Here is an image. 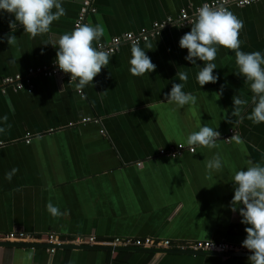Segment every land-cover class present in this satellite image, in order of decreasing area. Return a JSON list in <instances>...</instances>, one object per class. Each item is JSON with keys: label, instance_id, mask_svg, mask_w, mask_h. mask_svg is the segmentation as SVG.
<instances>
[{"label": "crops", "instance_id": "crops-1", "mask_svg": "<svg viewBox=\"0 0 264 264\" xmlns=\"http://www.w3.org/2000/svg\"><path fill=\"white\" fill-rule=\"evenodd\" d=\"M212 1L94 0L96 13L87 23L104 28L96 46ZM82 2L62 0L64 15L50 24L47 33L31 37L18 25L13 45L8 46L6 38L0 42V84L31 68L51 67L56 49L44 43H53L74 28ZM229 11L242 21L240 50L264 53V0ZM10 19L11 14L0 13V36L10 32ZM189 30L171 27L140 45H150L146 55L156 67L149 74L129 73L130 46L124 45L93 78V87L85 86L81 94L64 74L34 78L31 94L11 91L0 96V239L23 232L37 237L155 238L241 247L245 225L229 210L230 180L245 167L246 159L264 163V122L253 124L247 118L251 92L235 74L233 50L218 47L213 61L218 79L200 88L197 65L185 61L187 50L178 46ZM179 72L188 74L187 81L179 80ZM173 82L181 83L195 102L181 108L169 104L164 96ZM233 95L249 103L233 110ZM84 119L93 122L82 124ZM201 124L220 133L214 149L196 146L194 154L176 160L159 155L180 144L192 147L184 141ZM230 130L238 132L241 144L224 141ZM214 152L222 156L223 168L211 178L204 163ZM13 168L15 173L6 179L5 173ZM48 203L60 214L49 213ZM39 246L0 247V264H248L247 258L216 255L59 248L52 254L46 245Z\"/></svg>", "mask_w": 264, "mask_h": 264}, {"label": "clouds", "instance_id": "clouds-1", "mask_svg": "<svg viewBox=\"0 0 264 264\" xmlns=\"http://www.w3.org/2000/svg\"><path fill=\"white\" fill-rule=\"evenodd\" d=\"M55 9V11H53ZM62 0H0V13L11 14L13 19L8 21L10 32L0 36V42L6 38L8 46L13 45L16 36L13 35L19 25L23 32L35 37L49 31L50 24L64 15ZM190 30L178 40V46L186 49L184 60L198 67L196 81L200 88L206 83H216L218 77L213 72L217 68L213 62L218 47L234 51L235 64L238 71L235 73L243 78L250 92L251 112L248 119L253 124L264 122V53L261 51L244 52L240 50L241 40L238 38L242 28V21L231 11L217 4L210 6L201 4L195 9L194 17L189 22ZM104 34L100 24L82 23L70 32L60 35L53 43L55 47L54 65L63 73L69 74V81L74 82L77 91L91 84L93 78L106 68L110 61V51L102 49L97 43ZM150 45L142 48L138 43L130 46L128 71L133 76H142L155 69L146 50ZM197 61L202 63L197 64ZM180 81H187L188 74L179 72ZM181 83L173 82L170 90L165 93L164 99L176 108L194 103L195 97L183 90ZM249 101L233 95L232 109L238 110L240 105ZM220 133L216 128L207 124L198 126V130L190 131L184 141L187 146H203L211 150L216 147ZM237 144H241L238 137H234ZM241 151L245 149L241 148ZM205 174L215 178L223 168V158L214 152L204 163ZM16 169L5 173L6 179H11ZM233 195L229 202V210L238 213L240 223L245 225V238L241 247L247 249L250 255L248 264H264V163L245 160V167L238 169L231 177ZM215 184V183H214ZM46 210L53 216L59 215L58 208L52 203L46 205Z\"/></svg>", "mask_w": 264, "mask_h": 264}, {"label": "built area", "instance_id": "built-area-1", "mask_svg": "<svg viewBox=\"0 0 264 264\" xmlns=\"http://www.w3.org/2000/svg\"><path fill=\"white\" fill-rule=\"evenodd\" d=\"M262 0H214L208 2L210 6L217 4L223 6L227 10L231 7L245 8L255 4L261 3ZM200 7V6H199ZM198 8V7H197ZM195 9H182L177 18H166L161 22H156L149 29H142L138 33H124L118 37L112 38L106 44H99L102 49L110 51V56L116 54L124 45L131 46L132 43L139 45L149 42L151 39L160 36L162 31L171 27L186 28L190 27L189 22L194 17ZM96 13L94 0H83L81 9L78 13L74 27L82 23H87L88 17ZM54 64L47 68H31L25 75H17L14 77L4 78L0 84V96H7L9 92H32V81L36 77L53 78L58 75H64ZM81 94V91L79 92ZM93 122L92 119H84L82 124ZM97 123V121H95ZM234 137L239 138V134L235 130H230L229 133L223 137L226 143L235 141ZM221 137L217 139L219 141ZM29 143V141H27ZM196 146L186 147L184 145H177L168 150L162 149L159 155L164 158L178 159L184 156L185 153L194 154ZM0 241L19 242L27 244H44L48 247L49 253H54L58 246H76V247H102L115 249H136V250H178L191 252H207L213 254H229V253H249L243 247H234L225 243L213 242H190V243H173L169 240H161L155 238L145 239H131V238H115L111 240H99L95 237H67L63 238L56 235L48 236H29L23 232L12 233Z\"/></svg>", "mask_w": 264, "mask_h": 264}, {"label": "water", "instance_id": "water-1", "mask_svg": "<svg viewBox=\"0 0 264 264\" xmlns=\"http://www.w3.org/2000/svg\"><path fill=\"white\" fill-rule=\"evenodd\" d=\"M170 159V158H168ZM176 160V159H172ZM0 247H20V248H31L36 249L40 248L42 246H39L38 244H25V243H10V242H4L0 241ZM59 249H66V250H94V251H107L110 253L115 252H138V253H145V254H180V255H190V256H206V255H216V256H222L227 258H247L250 253H229V254H213V253H206V252H191V251H178V250H136V249H109V248H102V247H76V246H58Z\"/></svg>", "mask_w": 264, "mask_h": 264}]
</instances>
